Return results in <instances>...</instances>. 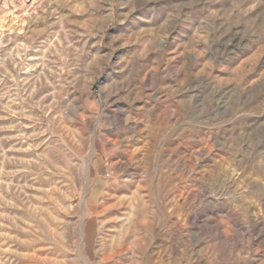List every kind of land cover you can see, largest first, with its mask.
<instances>
[{"label":"rangeland","instance_id":"1","mask_svg":"<svg viewBox=\"0 0 264 264\" xmlns=\"http://www.w3.org/2000/svg\"><path fill=\"white\" fill-rule=\"evenodd\" d=\"M0 264H264V0H0Z\"/></svg>","mask_w":264,"mask_h":264},{"label":"bare ground","instance_id":"2","mask_svg":"<svg viewBox=\"0 0 264 264\" xmlns=\"http://www.w3.org/2000/svg\"><path fill=\"white\" fill-rule=\"evenodd\" d=\"M87 170V169H86Z\"/></svg>","mask_w":264,"mask_h":264}]
</instances>
